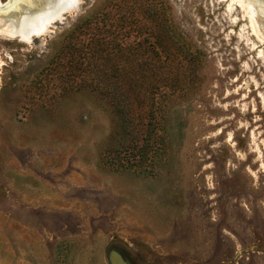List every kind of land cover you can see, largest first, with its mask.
<instances>
[{
	"label": "rangeland",
	"instance_id": "1",
	"mask_svg": "<svg viewBox=\"0 0 264 264\" xmlns=\"http://www.w3.org/2000/svg\"><path fill=\"white\" fill-rule=\"evenodd\" d=\"M261 38L221 0L0 36V264H264Z\"/></svg>",
	"mask_w": 264,
	"mask_h": 264
},
{
	"label": "bare ground",
	"instance_id": "2",
	"mask_svg": "<svg viewBox=\"0 0 264 264\" xmlns=\"http://www.w3.org/2000/svg\"><path fill=\"white\" fill-rule=\"evenodd\" d=\"M6 1L5 5L0 2V36L4 35L29 44L33 37L43 35L52 23L60 21L62 15L67 13L78 0ZM221 2L231 3L235 9L240 10L245 16V21H252L256 36L262 35L261 39L264 40V0H221ZM19 4L22 5L16 9ZM36 8L42 9V13L38 16L35 15Z\"/></svg>",
	"mask_w": 264,
	"mask_h": 264
}]
</instances>
